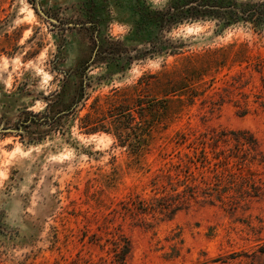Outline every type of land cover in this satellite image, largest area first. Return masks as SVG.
Masks as SVG:
<instances>
[{
	"label": "rangeland",
	"instance_id": "1",
	"mask_svg": "<svg viewBox=\"0 0 264 264\" xmlns=\"http://www.w3.org/2000/svg\"><path fill=\"white\" fill-rule=\"evenodd\" d=\"M167 2L0 0V264H114L119 233L132 243L124 264H264V25L186 21L161 45L143 14ZM151 42L161 50L146 52ZM141 80L157 100L174 84L181 102L137 159L112 133H86L82 118L95 99ZM71 104L76 113L63 115ZM213 130L258 139L257 160L231 158L256 181L239 179L237 206L199 197L142 216L151 225L127 214L137 195L171 193L153 181L168 171L176 181L179 163L198 181L211 175L212 149L203 166L191 142Z\"/></svg>",
	"mask_w": 264,
	"mask_h": 264
},
{
	"label": "trees",
	"instance_id": "2",
	"mask_svg": "<svg viewBox=\"0 0 264 264\" xmlns=\"http://www.w3.org/2000/svg\"><path fill=\"white\" fill-rule=\"evenodd\" d=\"M143 19L145 27H149V32L161 37L160 44L162 45L168 41L165 35L168 29L186 21L216 19L223 26L244 21L252 23L255 27H261L264 25V0H168L163 8H149L143 14ZM157 44V42H151L150 46L146 47V52L161 50ZM215 51L217 50L212 52ZM97 60L96 57L94 61L97 62ZM86 78V81H80L84 91L90 82L88 74ZM150 86L151 81L141 80L136 85L114 89L113 93L106 96L103 101L100 98L95 99L92 106L93 112L82 118V128H85L88 134L100 130L112 133L121 144H128L134 151H137L138 159L143 148L149 146L155 139L154 132L158 126L167 127L168 120L174 113V103L181 102L180 98H176L178 88L174 84L166 86L164 96L159 100L149 93ZM51 110V108L48 109V121H54V116L56 117V113L52 115ZM62 110L63 115L74 114L76 106L71 104ZM104 115H109L112 119L103 121ZM183 139H186V136H183ZM232 141H235L234 146L218 150L220 142L228 144ZM191 144L197 150L195 156L201 158L203 166L211 163L207 148L212 149L211 151L215 154L214 158L217 159L213 164L214 167L209 170L212 174L202 175L198 181L194 171L188 169L190 165L186 169L185 164L179 163L176 181H174L175 176L169 171L156 175L153 181L157 187L162 183L164 190L170 185L171 193H166L160 198H152L154 200H139L137 195L132 198V202L126 203L127 214L133 219L145 221L142 216L148 214H153L154 217L157 213L170 215L189 208L191 202L199 197H204L210 202L220 201L222 205L232 207L238 205L239 195L231 194V191L237 192L241 187L239 179L256 181L254 177L243 175L241 171L234 169L231 158L236 157L235 163L241 164L257 160V153H260L258 139L248 130H213L201 133ZM234 147L238 148L236 154L233 152ZM228 150L233 153H227ZM189 162L195 161L190 157ZM180 174L183 177H180ZM178 185H184V189L178 190ZM146 223L151 225V222ZM131 251L132 243L125 234L119 233L114 237L111 249L114 264H124Z\"/></svg>",
	"mask_w": 264,
	"mask_h": 264
}]
</instances>
